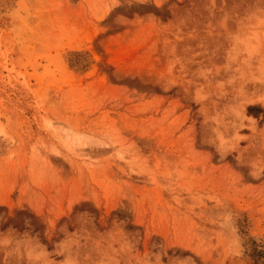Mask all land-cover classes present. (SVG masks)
<instances>
[{
    "label": "rangeland",
    "instance_id": "374dc122",
    "mask_svg": "<svg viewBox=\"0 0 264 264\" xmlns=\"http://www.w3.org/2000/svg\"><path fill=\"white\" fill-rule=\"evenodd\" d=\"M254 106L264 0H0V264H264Z\"/></svg>",
    "mask_w": 264,
    "mask_h": 264
},
{
    "label": "trees",
    "instance_id": "16d2710c",
    "mask_svg": "<svg viewBox=\"0 0 264 264\" xmlns=\"http://www.w3.org/2000/svg\"><path fill=\"white\" fill-rule=\"evenodd\" d=\"M249 113H251V114H255V113H262V112H264L263 111V109L262 108H260V107H249ZM3 228H5V227H3ZM255 252H256V254H258V255H261V254H264L263 252H261V251H257V250H255Z\"/></svg>",
    "mask_w": 264,
    "mask_h": 264
}]
</instances>
